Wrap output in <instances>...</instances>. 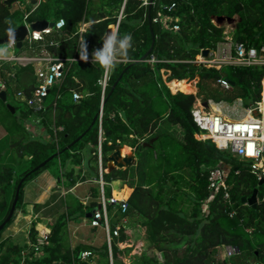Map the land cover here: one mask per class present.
Listing matches in <instances>:
<instances>
[{
  "label": "trees",
  "instance_id": "16d2710c",
  "mask_svg": "<svg viewBox=\"0 0 264 264\" xmlns=\"http://www.w3.org/2000/svg\"><path fill=\"white\" fill-rule=\"evenodd\" d=\"M157 2L150 11V21L149 8L139 0H42L32 12L22 8L12 10L5 0H0V39L7 37L6 19L15 29L24 24L27 13L26 21L31 24L64 19L65 25L60 30L48 34L43 42L32 45L28 42L27 48L34 54L40 53L44 46L50 54L66 59L64 78L53 85L42 111L35 112L18 96L26 106L13 105V113L0 98V127L4 130L0 138V224L10 211L20 180L86 131L70 149L25 177L15 214L0 232V264H264V182L259 184L261 180L252 172L251 160L218 148L212 139H199L196 134L201 129L192 115L198 98L227 103L240 100L245 108L260 100L264 66L216 68L196 61L204 49H215L228 35L225 26L215 24L217 16L239 17L231 30L234 41L264 46V0ZM173 3L175 6L169 10ZM121 10L123 16L117 33L132 35V62L120 63L110 72L102 100L99 80L104 70L98 63L80 59L81 37L84 36L87 53L92 57L93 51L102 47V37L117 22ZM157 10L171 15L170 27L177 23L180 29L173 31L155 22ZM83 22L87 26L81 32ZM153 41L152 52L142 59ZM152 55L156 61H149ZM0 76L7 82V97L11 82L17 85V95L22 91L26 97L32 95L37 84L34 64L21 66L1 61ZM197 77L198 91L185 92L190 87L182 80ZM219 78L230 82L232 88L222 87ZM173 80L177 81L173 82L174 87L184 85L180 88L183 91L171 90L168 82ZM200 85L209 90L203 92ZM219 89L228 93L222 96L216 93ZM74 91L82 94L80 100H74ZM96 115L98 118L92 123ZM33 120L45 128L49 140L33 134L27 125ZM157 131L160 133L154 135ZM177 132L183 138L171 135ZM110 143L128 145L137 157L135 165L104 172L103 178L109 197L110 184L121 182L120 193L130 204L128 215L141 218L134 227L144 242L140 253H132V233L122 225L112 241V259L107 242L100 247L90 246L92 254L82 258L86 246L72 247L69 222L86 216L98 202L86 207L72 193L61 201L65 211L52 226L41 255H36L34 247L23 255L24 247L11 238L3 239V232L23 206L25 186L30 181L59 164L63 168L60 182L67 187L88 179L98 180L99 145L103 167L107 168L108 155L114 150ZM84 151L89 154L88 168L83 165ZM7 152L9 159L4 161ZM122 152L126 155L130 149L124 147ZM68 163L72 165L70 169L66 168ZM217 166L226 171L229 198L220 189L207 203L211 194L210 170ZM255 188L259 189L257 207L242 200L250 197ZM94 195L99 196L98 191ZM36 233L33 227L30 234L33 243ZM229 245L238 251L224 258L221 252Z\"/></svg>",
  "mask_w": 264,
  "mask_h": 264
},
{
  "label": "built area",
  "instance_id": "2783aa9c",
  "mask_svg": "<svg viewBox=\"0 0 264 264\" xmlns=\"http://www.w3.org/2000/svg\"><path fill=\"white\" fill-rule=\"evenodd\" d=\"M26 1L31 6V12L34 11L42 0H38L36 4H32L31 0H17L15 3L21 5ZM141 5L152 9L158 4L157 0H139ZM175 6L173 3L168 9L172 10ZM25 7V5H23ZM29 14L25 15L24 24L28 27V34L25 40H28L32 45L33 42H43L48 34L54 30H60L64 25V19H59L53 26H48L43 30L31 29L28 21ZM123 16V10L115 24L110 25L112 31L118 32L119 24ZM155 22H161L167 28L170 27V22L173 17L165 14L162 10H157L153 17ZM87 23L83 22L80 31L86 29ZM179 24L175 23L171 30L178 31ZM24 40V41H25ZM17 47V42L14 48ZM68 60V59H67ZM73 60V59H69ZM92 57H89V61ZM149 61H156L154 55L150 57ZM1 62V61H0ZM8 62H14L21 66L34 64L36 67L37 84L32 95L26 97L22 91L18 92V96L26 100L29 107L33 108L35 112H40L45 108L46 99L50 93L53 85L64 78L66 59L56 57L48 52L43 46L40 53L34 54H12ZM197 63H202L210 67L221 68L222 66H264V46H248L244 42H236L232 36H226L224 41L220 42L215 49H210L208 56L199 54ZM110 72L105 73L99 80L102 86V100L106 95V89L109 83ZM218 83L226 88L231 89L232 86L224 78H219ZM7 87L6 80L0 76V92L5 91ZM73 98L78 101L82 98V94L74 91ZM207 102L206 106L204 103ZM222 102H216L212 99L204 101L201 98L197 99L192 109L194 122L201 129V133L196 134L199 139H212L216 146L223 150L232 152L235 156L249 159L252 161V172L259 180L264 179V74L261 80V97L256 102V107L252 105L247 109V113L242 118H232L223 113L221 107ZM103 112H100L99 119L102 121ZM106 168L103 167L102 150L99 145V179L100 185L98 206L93 211L90 218V225L92 227H100L106 232V242L109 245L110 258L112 259V241L119 235L120 227L126 226V220L129 210V201L127 198L119 197L112 194L110 197L105 193V185L107 184L103 178ZM209 189L211 194L207 199V203L212 200L216 192L220 189L226 191L225 197L229 198L226 182V171L224 168L217 166L210 170L209 175ZM264 201V194L262 197ZM259 201V198H258ZM113 205L117 212L123 216V224L116 228L110 225L109 209ZM48 242V237L45 238V244ZM38 249V248H37ZM238 249L234 246H226L224 258H230L236 254ZM92 254L91 249L82 251V258H87Z\"/></svg>",
  "mask_w": 264,
  "mask_h": 264
},
{
  "label": "crops",
  "instance_id": "0c3cea01",
  "mask_svg": "<svg viewBox=\"0 0 264 264\" xmlns=\"http://www.w3.org/2000/svg\"><path fill=\"white\" fill-rule=\"evenodd\" d=\"M236 17L238 16H234L233 18L236 19ZM238 19L239 17L237 20ZM223 21L228 22L226 18ZM177 81L173 80L171 82ZM180 88H184V86L179 87V89ZM171 90L173 92L177 91ZM27 125L34 135L44 137L46 140L50 139V135L46 132L44 127L37 124L33 125L31 122H28ZM125 147H128L130 152L133 151V148L128 145H125ZM83 154L85 156L83 165L88 168L86 161L89 158V154H87V151H84ZM8 159L9 153L7 152L6 155H4V161ZM136 162L137 157L135 155V164ZM71 167L72 165L70 163L66 166L67 169ZM54 168L55 169L50 168L43 171L25 186L23 206L17 210L14 222L2 234L3 239L11 238L13 242L24 247L23 255H26L32 247L36 249V255L39 256L42 254L41 248L45 244V238L50 234L52 226L56 223L60 214L65 211V206L62 205L61 201L68 193L74 194L86 207H89L93 202H98L99 196L96 197L94 195L95 191L99 193L100 190L98 180L88 179L78 182L73 187H67L63 185L59 179V175L63 171V168L60 164L58 166L55 165ZM76 169H79V167L76 166ZM105 172H109L108 168H106ZM110 186H112V194H118L119 197L126 198L125 195L120 193V181H114ZM91 212H88L86 216L79 217L69 222V232L73 248L83 245L84 247L86 246L85 249H90V246L100 247L105 243H100L102 236L105 235L104 230L101 228V231L100 227H92L90 225L91 217L88 214ZM117 213L116 209L115 214ZM126 218L125 227H127L128 230L130 222L133 224L132 228L135 229L134 227L141 219L139 216L129 215ZM122 219L124 220L123 216ZM121 225L122 224H117L115 228ZM33 227L37 231L35 236L36 243H33L30 235Z\"/></svg>",
  "mask_w": 264,
  "mask_h": 264
},
{
  "label": "water",
  "instance_id": "95a60500",
  "mask_svg": "<svg viewBox=\"0 0 264 264\" xmlns=\"http://www.w3.org/2000/svg\"><path fill=\"white\" fill-rule=\"evenodd\" d=\"M17 0H5V4L8 5V6H12L13 3H15ZM38 2V0H31V3L32 4H36ZM150 11H151V7L149 8V19L151 21V14H150ZM227 19V21L229 22L230 20H235L233 17H227V16H217V17H214V22L215 24L217 25H222L221 23H223L224 19ZM53 26L54 25V22H49V21H36L34 23H32L30 25L31 29L33 30H43L45 28H47L48 26ZM112 31V27H109L108 32ZM28 34V27L23 24L21 26H19L18 28H16V39H17V48H21L23 46V43H24V40L26 38ZM7 37L5 38H1L0 39V44H4V43H7ZM154 48V41L150 47V49L148 50V52L143 56L142 59H145L153 50ZM209 51L210 49H204L201 54L203 56H208L209 54ZM128 69V67L122 72V74L119 76V78L114 82L108 96H110L112 94V92L114 91L116 85L118 84L119 80L121 79L123 73ZM175 80H178V79H175ZM194 87L197 86V83L193 80L192 81ZM198 91V90H197ZM195 91V92H197ZM0 98L4 101H7V92L6 91H1L0 92ZM206 106L208 105L207 102L204 103ZM8 108L14 113L15 112V108L13 105L11 104H7ZM253 108L256 107V104H253L252 105ZM102 111V109H101ZM98 118V115L95 116L94 120L92 123L96 122ZM86 134V131L84 133H82L80 136H78L74 141H72L69 145H67L62 151L60 152H57L53 155H51L50 157H48L47 159H45L44 161H42L39 165H37L36 167H34L32 170H30L26 175L25 177H27L28 175L32 174L33 172L37 171L38 169L44 167L49 161H51L55 156H58L60 155L62 152L70 149L74 144H76L84 135ZM110 146L114 147V150L108 155V161H107V168H108V171H111L112 169L114 168H127V167H130V166H133L135 164V155H134V151H131L129 152L128 154L126 155H122L123 152V148L125 147V145H115L113 143H110L109 144ZM24 178H22L19 182V184L17 185V189H16V193H15V197H14V200L12 202V205H11V208H10V211L7 215V217L4 219V221L0 224V232L2 231V229L5 227V225L12 219V217L14 216L15 214V211H16V206H17V203L19 201V198H20V190H21V186H22V183L24 182ZM264 182V179H262L260 181L259 184H262ZM258 195H259V189L258 188H255L252 195L250 197H244L242 200L244 202H247L248 204L250 205H253L254 207H257L258 206ZM97 208L95 207L93 209V211H95ZM89 213L88 215L91 217L92 216V213Z\"/></svg>",
  "mask_w": 264,
  "mask_h": 264
},
{
  "label": "rangeland",
  "instance_id": "374dc122",
  "mask_svg": "<svg viewBox=\"0 0 264 264\" xmlns=\"http://www.w3.org/2000/svg\"><path fill=\"white\" fill-rule=\"evenodd\" d=\"M23 5H25V7H23ZM31 6L32 5L28 4L26 1H23V3L21 5H19L18 3H13L11 8H12V10L21 9V8H22V10H26V9H31ZM237 18L238 17H236L235 20H230L229 22L221 23L223 26L226 27V31L228 33V36H231V30L235 26ZM28 42H29L28 40H26L24 42V47L23 48H16V47L13 48L12 49V54H17V55L28 54L29 53V50L27 48L28 47ZM5 44L6 43L0 44V46L5 45ZM186 81L188 82V83L187 82L186 83H187V85L190 88L185 89V92H195V91L198 90L197 86H195V87L193 86V85H195V84L192 83L193 80H190V81L186 80ZM194 81L197 83L198 77L196 79H194ZM189 83H191V85ZM168 84L171 87V89L179 90L178 87H174L173 86V82H169ZM200 87L202 88L203 92H207L209 90V89L207 90L206 87H203V85H200ZM17 90H18L17 85L14 82H11L9 87H8V97H7L6 103L7 104H11V105L26 106V103L23 102L22 100H20V98L18 97ZM181 91H183V90H181ZM216 93H220L222 96H225L228 93V91H226L224 89H219V92L217 91ZM221 102H222L221 109H222L223 113H225L229 117L242 118L247 113V109L245 107H243V105H242L240 100H237L235 103H227L224 100L221 101ZM34 121L35 120L32 121L33 125L35 124ZM159 133H160V131H157L156 133H154V135H158ZM168 134H170V133H168ZM171 135H173L175 137L183 138V136H181L178 132L176 134L171 133ZM2 136H4V130L0 127V138ZM54 167L55 166H53L52 169H55ZM115 211H116V209L114 207H110V209H109V218H110L111 227H114L117 224H123L122 216L119 215V214H115ZM127 226H128V224H127ZM129 226H130L129 227V231L132 233L131 244L134 245L133 246L134 250H133L132 253H140L144 249V242L140 241L141 234H140V232L137 231V229H133L132 228L133 224L131 222H130ZM101 231H102V229H101ZM104 232H105V230H104ZM104 242H106V232H105V235L102 236V239H101L100 243H104ZM224 254H225V249L222 250L221 256L224 257Z\"/></svg>",
  "mask_w": 264,
  "mask_h": 264
},
{
  "label": "clouds",
  "instance_id": "9594fccd",
  "mask_svg": "<svg viewBox=\"0 0 264 264\" xmlns=\"http://www.w3.org/2000/svg\"><path fill=\"white\" fill-rule=\"evenodd\" d=\"M9 25L6 29L7 43L0 46V61H8L12 56V49L14 48L16 39V29L12 26L10 20H5ZM103 45L97 48L92 53L93 64H99L105 73L113 71L120 63H131L130 50L134 48L133 37L130 33H125L120 36L116 31H110L103 37ZM80 59L84 62L89 61L87 53V42L84 36L81 37L80 43Z\"/></svg>",
  "mask_w": 264,
  "mask_h": 264
},
{
  "label": "bare ground",
  "instance_id": "6f19581e",
  "mask_svg": "<svg viewBox=\"0 0 264 264\" xmlns=\"http://www.w3.org/2000/svg\"><path fill=\"white\" fill-rule=\"evenodd\" d=\"M123 155V154H122ZM118 196V195H117Z\"/></svg>",
  "mask_w": 264,
  "mask_h": 264
}]
</instances>
